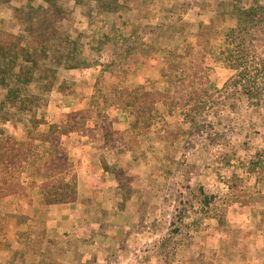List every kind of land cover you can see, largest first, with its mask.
<instances>
[{"label": "rangeland", "instance_id": "rangeland-1", "mask_svg": "<svg viewBox=\"0 0 264 264\" xmlns=\"http://www.w3.org/2000/svg\"><path fill=\"white\" fill-rule=\"evenodd\" d=\"M42 2L0 0V28L24 34L27 16ZM235 2L146 0L141 1L144 7L136 8L140 7L139 1H134V7L111 16L98 14L97 10L90 13L85 5L70 4L72 13L63 28L80 41L84 56L92 61L79 69L59 68L58 86L62 91L53 90L48 105L38 111L39 117L44 113L41 132L62 124L66 113L75 110L77 101L89 97L91 90L141 86L170 92L171 76L176 78L174 86L181 90L180 95L192 90L203 105L200 111L191 113L194 122L184 121L181 115L189 108L188 99H183L174 112L161 107L159 120L165 122L168 135L164 134L169 140L133 138L131 146H123L125 151L110 165V178L114 180V171L122 170L124 185L114 187L101 199L112 196L114 206L120 209L129 204L135 212L139 209L147 217L145 224H132L115 207L110 211L102 201L91 203L78 195V208L71 205L70 212L79 209L76 213H82L81 222L75 226L67 221L58 230L53 226L57 221L52 216L55 208H38L39 188L32 187L30 195L23 191L9 197L12 205H8L9 198L0 200V264H186L189 258L185 248L201 242L197 232L205 228L206 219L216 216L222 230H238L244 237L263 243L264 26L245 32L249 54L240 62L233 60L229 54L233 46L230 34L238 31L233 15ZM156 25H165L174 33V39L161 37L160 47L173 52L175 58L167 61L163 51L151 58L147 71L137 70L140 75L113 76L103 72L110 60L102 49L103 36L111 34L115 38L121 32L122 39L127 40L136 27L146 31ZM169 65L171 70H162ZM234 66L244 67L245 74ZM135 69L134 64L129 67ZM185 69L187 76L182 73ZM5 128L19 139L26 135L22 125L13 127L7 123ZM75 145L72 151L68 145L69 153H74ZM77 145L87 152V144ZM70 158L77 174L80 162L71 155ZM27 178L24 173L25 185L30 184ZM204 194L211 198L210 211L203 207ZM30 196L32 200L27 201ZM155 200L159 206L153 203ZM6 213L19 217L5 220ZM38 214L45 219L39 220ZM45 227L46 241L42 246ZM78 247L82 251L76 256L62 258L65 250ZM201 262V256H197L194 264Z\"/></svg>", "mask_w": 264, "mask_h": 264}, {"label": "trees", "instance_id": "trees-1", "mask_svg": "<svg viewBox=\"0 0 264 264\" xmlns=\"http://www.w3.org/2000/svg\"><path fill=\"white\" fill-rule=\"evenodd\" d=\"M134 1H139L137 6L140 7L136 8H141L144 7L141 1L146 0H43L35 12L27 16L24 34L15 35L0 28V200L23 191L30 195L31 191L34 192L31 189L34 187L39 188L36 201L38 208L76 202L77 174L66 138L72 132L87 135L91 142L102 149V165L109 169L111 163L117 161L118 156L125 151L123 146H131L133 138L140 141L153 136L162 141L169 140L165 137V134L168 135L165 122L159 120L161 107H167L174 112L182 105L183 99H188L186 105L189 108L182 111L181 115L184 121H195L191 113L201 110L202 100H196L197 94H193L192 90H184L180 95L181 90H175L174 86L176 78L171 76L168 81L170 92L146 90L141 86L131 89H97L86 108L67 112L62 124L51 125L46 132L39 130L44 113L39 117L38 111L48 105L53 90L58 88L62 91V87L58 86L59 68L79 69L87 67L92 61L84 56L80 41L71 38L63 28L64 21L72 13L70 4H79L83 8L85 5L89 12L97 10L98 14L111 16L134 7L131 4ZM243 1L245 0H236L234 4L233 15L237 19L238 31L237 34L235 31L230 34L233 37V46L229 56L238 62L249 54L245 32L264 26V3L261 0H248V3ZM121 36V32L115 38L106 34L101 39L102 49L110 57L103 72L113 76L140 75L137 70L147 71L151 58L163 51L166 52L167 61L176 56L170 50L160 47L161 37L174 39L175 36L165 25L152 26L146 31L142 27H136L132 38L127 40ZM133 64L136 69L129 70ZM234 67L241 74H245L244 67ZM166 69L172 68L170 65L163 66L162 70ZM182 73L187 76L186 69ZM182 79L179 82L184 84ZM115 107L122 108L130 118L126 131L122 132L113 127L114 119L110 113ZM90 122H93L92 127ZM7 123L13 127L22 125L26 135L21 139L13 136L5 128ZM142 127H146L147 132ZM114 172L116 186L124 185L120 173L123 171ZM24 173L30 180L28 185L23 184ZM203 190L204 188L202 192ZM204 195L203 207L210 211L211 198ZM26 200L31 201L32 196ZM8 201V205L14 204L10 198ZM16 215L18 218V214L6 213L4 218L14 219ZM38 215L39 220L45 219L44 215ZM210 215L214 216L213 213ZM215 218L220 219L219 216ZM44 229L42 246L46 241L47 228Z\"/></svg>", "mask_w": 264, "mask_h": 264}, {"label": "crops", "instance_id": "crops-1", "mask_svg": "<svg viewBox=\"0 0 264 264\" xmlns=\"http://www.w3.org/2000/svg\"><path fill=\"white\" fill-rule=\"evenodd\" d=\"M93 93L94 91L91 90L89 97L82 98L81 100L77 99V107L75 110L86 108ZM110 114L114 119V129L122 132L128 129L130 118L126 111L120 107H115L111 109ZM89 125L92 127L93 122H90ZM66 138L68 139L71 151L73 144H76L74 153L70 152V155L80 162V165L78 167L76 166L78 195L87 198L88 202L91 203H100L99 201H102L101 203H103L104 207L107 206V208H110V211L115 207V210L127 216L129 218L128 221L132 224L139 222L145 224L147 217L141 214L139 209L135 212L130 204L128 206L130 208L125 207L124 209H120L118 206H114L112 196L106 200L101 199L103 194L112 193L113 189H115L114 187L117 185L115 179L110 178V172H113V169H105L102 165L101 154L103 150L91 142L87 135L80 134L79 132H72ZM155 141L162 142L159 139H155ZM77 143L87 144V152L79 149ZM113 163L111 164L114 165ZM77 202L69 203L70 206H67L68 204H55L52 206L55 208L52 216L54 215L53 218L57 220L56 224L53 225L54 227L60 229L67 221L73 224L75 223V226L81 222L82 213L81 215L77 214L80 211L79 209L76 210L77 213L70 212L71 205H76V208H78L79 203ZM153 203L159 206L157 200ZM65 213H68L69 216L63 218L61 215H65ZM109 217L110 215H108ZM204 222V225H206L205 228L197 232V238L201 236V242H193L185 248L189 258L186 264H194L197 256H201L202 264H264V240L260 245L257 241L255 242L249 237H244L238 230H222L218 218L215 217L208 218ZM91 223H96V221L91 220ZM76 231L77 229H75ZM262 237L264 239V236ZM244 238L246 240H243ZM81 251V247L75 250L67 249L62 253V258L67 255L76 256ZM83 258L84 256L80 258L81 263H83ZM58 259L60 260V254ZM63 264L71 263L64 262Z\"/></svg>", "mask_w": 264, "mask_h": 264}]
</instances>
